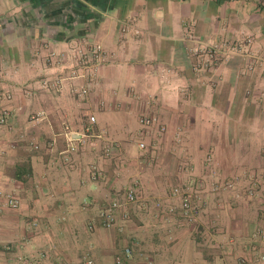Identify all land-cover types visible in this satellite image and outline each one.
<instances>
[{
  "label": "crops",
  "instance_id": "1",
  "mask_svg": "<svg viewBox=\"0 0 264 264\" xmlns=\"http://www.w3.org/2000/svg\"><path fill=\"white\" fill-rule=\"evenodd\" d=\"M93 43L104 64L70 78ZM4 92L0 264H264V0H0ZM174 186L218 234L186 228ZM129 187L128 217L90 229Z\"/></svg>",
  "mask_w": 264,
  "mask_h": 264
},
{
  "label": "built area",
  "instance_id": "2",
  "mask_svg": "<svg viewBox=\"0 0 264 264\" xmlns=\"http://www.w3.org/2000/svg\"><path fill=\"white\" fill-rule=\"evenodd\" d=\"M237 49L236 45L230 46V51H235ZM238 50V49H237ZM190 52L194 54L196 57V65L195 67L199 68L201 65L200 59L198 57L200 55L207 56V59L213 62H220L224 56H226L227 51H220L216 46H212L209 48H190ZM107 51L98 43H93L89 46L82 45H73L70 49V58L72 62V66L69 70L70 78H86L87 76L95 75L97 69L101 67L105 59L107 57ZM58 81H54L52 84L56 85ZM87 89L82 88L81 93H86ZM1 100H10L11 95L9 92H4L0 94ZM1 102V101H0ZM11 114L10 108L8 106H4L0 104V127L4 126L7 123V120ZM90 122L95 121L94 116H90ZM140 125L143 128H150L156 126L159 128V131H165L166 127L162 124L158 118L154 115H143L139 119ZM138 147L140 149L145 148V143L143 141L138 142ZM71 149H74L72 147ZM98 172L96 169L92 171V178H96ZM172 195H177L180 197V208L181 215L192 218L193 214L198 211V204L194 203L191 196L188 192L182 188L181 186H174L171 189ZM137 200V191L134 187H129L126 189L124 193L123 199L114 198L110 201L106 202L102 205L96 213L95 219L93 218L88 227L90 229H94L96 224L98 226L109 228L114 226L117 223L118 214L121 213L122 219H126L128 217V213L126 211L127 205L135 202ZM8 204L12 208H16L19 205L18 199L11 197L8 200ZM171 211L174 209L171 208ZM124 254L126 257L130 256L131 251L129 249H125ZM260 259L264 260V253L260 255ZM117 263H120L121 260L117 258ZM88 264H91V260H88Z\"/></svg>",
  "mask_w": 264,
  "mask_h": 264
},
{
  "label": "rangeland",
  "instance_id": "3",
  "mask_svg": "<svg viewBox=\"0 0 264 264\" xmlns=\"http://www.w3.org/2000/svg\"><path fill=\"white\" fill-rule=\"evenodd\" d=\"M153 169H154V166H151L149 172H151ZM177 185H179V183H177ZM182 188H184V187H182ZM173 213H176V211H174ZM180 213H182V212L179 211V214ZM215 217H216V211H215V208L212 206V203H210V204L208 203L207 208L205 207V208H203V210L200 209V207L198 206V211L193 214L191 221H188L186 228H188L189 225L191 224V227L195 231L201 230V232H204L206 230V232H204L206 234H214V233L218 234V231H216L218 226H216L214 224V222L217 220V219L215 220ZM200 227H202V228L200 229ZM195 231H193V232L195 233ZM262 263H264V262H262Z\"/></svg>",
  "mask_w": 264,
  "mask_h": 264
}]
</instances>
